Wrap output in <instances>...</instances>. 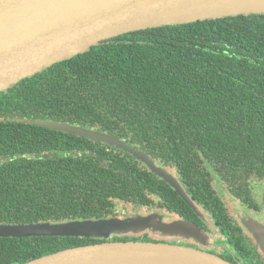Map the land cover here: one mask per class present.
Here are the masks:
<instances>
[{"label": "trees", "instance_id": "trees-1", "mask_svg": "<svg viewBox=\"0 0 264 264\" xmlns=\"http://www.w3.org/2000/svg\"><path fill=\"white\" fill-rule=\"evenodd\" d=\"M15 118L116 136L171 172L211 225L130 153ZM261 182L264 14L127 32L0 91V223L120 217V204L142 215L157 208L207 232L213 226L218 243L247 255L221 193L251 201ZM113 238L157 240L147 232ZM103 240L1 237L0 264Z\"/></svg>", "mask_w": 264, "mask_h": 264}, {"label": "water", "instance_id": "water-1", "mask_svg": "<svg viewBox=\"0 0 264 264\" xmlns=\"http://www.w3.org/2000/svg\"><path fill=\"white\" fill-rule=\"evenodd\" d=\"M251 14H264V0H0V91L127 32ZM14 120L61 130L130 153L211 225L209 216L171 172L116 136L65 122ZM244 225L264 254V223L247 219ZM144 232H151L157 240L113 238ZM39 236L104 240L62 249L23 264H239L205 249L172 242L192 238L205 244L210 234L187 220L165 221L159 212L62 222L0 223V238Z\"/></svg>", "mask_w": 264, "mask_h": 264}, {"label": "flooded vegetation", "instance_id": "flooded-vegetation-1", "mask_svg": "<svg viewBox=\"0 0 264 264\" xmlns=\"http://www.w3.org/2000/svg\"><path fill=\"white\" fill-rule=\"evenodd\" d=\"M259 186H261L260 189H258ZM250 188L251 190H250L249 197H251V201L250 200L242 201L243 203H241L240 200H238L237 198H234L228 189L225 192L221 193V197H223V199L229 203V208L231 206V212L234 218L238 222H240L239 226L241 228V231H240L241 239H243V241L245 242V244L243 243L244 246L249 248V252L247 253V255L237 254L235 250H233L231 245L229 244L227 245L226 243H218L217 241L222 238L218 236L217 229H214L213 227H212L213 231L211 232L208 231V233L210 234V238L208 242L205 244H202L199 241L192 239V238L187 239L190 242V244L186 243L184 239H181V240L177 239L174 242L181 241V244L190 245V246L200 248V249H202L201 248L202 246H205L206 247L205 249L207 251H210L234 263L264 264L263 252L259 248V245L255 241V239L252 237L251 233L248 231V229L244 225V221L247 219H252L254 222L258 224L264 223V202H263L264 184L263 182H261V184L253 185ZM238 208H242L241 212ZM243 209H249V210L245 211ZM172 220H177V219H174L171 216L165 221H172ZM199 226L200 228L202 227L203 229H205V226H202V225H199ZM147 233L149 237H152L153 234L150 235L149 232ZM218 247H219L218 251L211 249V248H218Z\"/></svg>", "mask_w": 264, "mask_h": 264}, {"label": "rangeland", "instance_id": "rangeland-1", "mask_svg": "<svg viewBox=\"0 0 264 264\" xmlns=\"http://www.w3.org/2000/svg\"><path fill=\"white\" fill-rule=\"evenodd\" d=\"M260 188H261V186L258 187V189H260ZM225 191H226V190H222V192H225ZM117 208H118V211H119V213H120V215H119L120 217H125V216H128V215L133 214L132 212L129 211L130 208H127V210H124V209H123V206H122L121 204L118 205ZM230 209H231V206H230ZM238 209H239L240 212H241L242 208H238ZM243 210L246 211V210H249V209H243ZM156 212H159L160 214L163 213V214H161V215H163V218H165V220L171 217L170 214H168V213H166V212H160L157 208H146V209L144 210V213H145L146 215H149V214H151V213H156ZM161 240H163V241H167V240H171V239L161 238ZM176 240H177V239H173V240H171V241H176ZM178 240H180V239H178ZM184 240H185L186 243L190 244V242H189L187 239H184ZM177 242H180V243H181V241H177ZM201 248H202V249H205L206 247H205V246H202ZM211 249H213V250H215V251H218V250H219V247H218V248H211ZM205 250H206V249H205Z\"/></svg>", "mask_w": 264, "mask_h": 264}]
</instances>
